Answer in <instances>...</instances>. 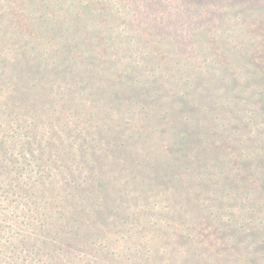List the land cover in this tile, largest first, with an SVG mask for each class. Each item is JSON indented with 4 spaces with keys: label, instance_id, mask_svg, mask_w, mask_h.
Here are the masks:
<instances>
[{
    "label": "rangeland",
    "instance_id": "1",
    "mask_svg": "<svg viewBox=\"0 0 264 264\" xmlns=\"http://www.w3.org/2000/svg\"><path fill=\"white\" fill-rule=\"evenodd\" d=\"M85 1H89L93 7H98L99 9H101L100 7L104 9L107 5L111 6L110 10L106 12L108 13L107 15L101 14L100 16V21L103 23L101 27L95 31L89 28V33L93 39L99 40L101 35H103L102 32L106 34L116 33L114 35H118L117 32H121L125 37H136V34L142 32H146L147 35H153L150 37L151 42H142L143 50L153 52L152 57H155L157 61L154 63H159L164 68L162 75L165 74L166 77L174 80L180 79V89L184 87V92H187V96H184V92L181 90L182 96L185 97L181 100L177 97L178 93L173 89L171 81H168L169 88L166 90V94L162 95L161 99L156 97L153 113L156 109L159 110L155 117L160 121V130L152 131L154 138L151 140L150 148L156 147L158 152L163 153V147L166 148L169 145V139L165 137V134L169 133L170 128L165 127V125L169 126L167 123L171 124V122V128L175 125H180V114L182 112H173L180 100L184 101L190 109L198 101L203 102L209 94L212 95L211 99L221 98L220 101L223 107H214L216 111L209 110L207 112V114H211L212 119L208 127L211 130L217 127L221 133L216 137L212 136V139L208 140V142H204L205 147H203L206 151L209 150L211 153H216L222 157V159H226V162H228L225 164L226 170L221 172L224 174L223 177H226V183H230L232 186L235 185V189H225L229 196H225L222 202H215V195H211V192L207 194L201 184L198 186V194H202L205 199H212V203L209 204L211 205L210 211L214 207L224 211L219 218L210 216L209 210L204 208L198 213L192 212V214H188L186 216L187 221L182 219L171 220L164 228H158L156 224H152V229L149 227L144 230L132 228L131 245L133 248L128 251L130 246H126V250L123 252L120 243L121 237L110 229L109 221L106 220V218L111 216V213L102 208L100 210L102 215L98 216L96 208L99 207L94 204L95 198H102L105 193L108 195V191L110 193L113 192L112 187L118 185L124 178L122 171V175L117 176L115 173H108V168L105 165L97 167L98 181H102L103 186L94 189L89 187L90 191L95 194L91 192L89 194L88 189L85 188L83 197L81 194L83 189L79 187L81 190L77 192L79 196L77 200L75 198L70 200L64 196V205L62 203L58 205V202H56V189L46 191V189H43V185L40 186V183L36 182L40 186L36 190V198L41 196L52 204L49 207L41 206L37 209L34 206L30 205L27 207L17 202H15L17 205H14L11 204V201L5 200V197L11 192V188L8 187L10 184L8 183L13 182V179L0 171V264H264V0H81V3ZM32 2L33 0H0V15L2 14L0 18V36H7L0 37V43H2L0 63L3 64L0 69V79L2 81L7 80L11 86L12 78H14V84H17L20 80L19 77L15 79L16 74H11V70L23 68V64L18 66V58L20 54L24 55L27 49H25L21 33L16 28H11L10 21L13 19L18 23L17 26L20 27L27 25L25 29L28 34L32 35L31 31H34L35 24H38L36 18L39 17V14H35L34 11L29 12V14L24 12V9L32 5ZM127 2L133 6L131 12L115 11L117 7L120 8L126 5ZM113 3H119L120 5ZM128 8L130 7L128 6ZM85 16L87 17L88 15L84 14V20ZM58 19L62 20L63 17H58ZM42 27L45 28V25L40 22L38 28H36L39 37L48 38L53 34L49 30L42 32L40 29ZM56 30L57 27L55 28ZM86 37L88 38L89 36L86 35ZM68 38L69 36L62 38L53 34V42L46 39V42L51 45V47L47 46L46 49L48 52L56 53L53 47L58 46L57 52L68 56V51L64 50L63 46V43L68 45ZM31 42L34 43V40H31ZM128 42L129 39L126 42H122V45L128 44ZM69 45L74 46V42L69 43ZM69 45L68 47H70ZM95 47L105 53L102 50L104 48L102 44L98 46L97 43ZM135 51L139 53V49ZM33 53L39 55L37 51H33ZM157 53L166 54L167 60L165 61V57L164 60H161ZM78 54L79 52L71 48V55L76 63L80 64L81 60H85L88 63L87 59H83V55ZM154 54L155 56H153ZM250 56H256L259 59L257 60L262 65L263 77L260 76L261 80H256V82L249 81L248 85L243 83L247 78L240 72L239 66L243 65L241 62L243 57L246 58L245 60H250ZM36 62H38V59H36ZM148 65L149 67L152 66L151 64ZM246 65L242 67V71L251 75L249 70L245 69ZM40 68L43 69L45 75H49L48 80L46 76L44 77L45 82L54 87L51 88L50 92L48 91L50 90L49 87L41 88L40 97L29 99V102L35 103L40 99L41 102L47 103L48 100L52 99L54 101L57 99L61 103L62 101L59 100L57 91L63 86L69 87L66 89L78 96L80 90L70 88V85L65 86L63 80L57 78L55 73L51 72L53 68H47L43 63ZM198 72L206 76L203 77L202 82H198L194 86L193 75ZM255 72L257 73V71ZM236 76L239 79L235 80ZM113 77L115 78V75L112 76L111 82L114 88L117 89V84L114 83L115 79ZM230 77L236 82L234 88H229L231 85ZM73 81L77 83L80 78L77 77ZM220 81H223V87L214 90V92L211 91L212 88L220 86L218 85ZM121 82L124 83V79ZM124 85H127V83L125 82ZM11 86H5L0 90V118L2 116L7 118L5 113L10 109V112H15L11 115L10 120L17 123L19 120L24 119V115L17 108L13 107V111L11 110L14 103L8 104L7 108L4 107L6 104H3V100ZM225 87L228 91L225 90ZM239 87L246 88L244 91H240ZM104 90L105 99L108 101L112 100V97L108 95V90L106 88ZM232 94L236 96L238 101H247V103L242 105L244 109L243 112L241 111L246 116L243 118L244 121H239L242 116L229 105ZM246 94H249L250 99L246 98ZM14 95L17 96L16 94ZM159 95H161V92H158L156 96ZM76 99L85 101L84 105L92 109L88 110V115L83 116L81 123H78L71 132L67 133L69 142L75 138L73 142L75 150H73L77 155V160H81L79 157L82 152L77 150L82 144L89 147V150L94 149L95 146H97L95 149L99 151H105L108 148L107 139L111 140L113 138L110 132H107V138H92V136L85 134L90 129L89 123H92V127H102L103 121L111 123L112 127L115 126L119 134L124 132L127 137V143L136 149L134 151L135 159L141 160L140 157L147 154L149 148L137 144L133 134H131L132 132L120 123L119 111L117 112L114 109L115 112L113 113L112 110L108 109L105 112L103 111V114H98L97 111L102 110V106L108 108L107 105L101 104L95 97L88 98L84 93H81ZM76 99L72 98L70 102L64 101V103L68 107L69 104L72 105L73 101L76 103ZM260 103L261 106L259 107ZM22 105L24 106L23 110H26L25 113L28 112L29 104ZM205 108L206 105H201L200 112L193 108V111L191 110L187 113L189 117L197 121L201 117L200 113L205 111ZM74 110H77L75 106L69 110L70 114ZM67 113L68 111H64L61 118L67 117ZM90 113L97 114L99 118L95 119L98 120L92 122L89 119ZM54 114L51 109H48L46 113L43 112V109L39 111L30 110L28 117L33 123L37 122L38 125H41L48 120V115L50 120H52ZM18 115L20 116L18 117ZM73 116L76 119L78 117L81 118L78 112ZM249 119H254V122L248 123L245 129L240 128V124H245L246 120L249 121ZM143 121L146 120L145 118L142 119V116L135 117L133 124L137 123L141 127ZM184 122L186 121L184 120ZM236 129L238 131L235 135L234 131ZM92 131L94 130L92 129ZM228 132H233V136H230ZM163 133L164 139L162 138ZM64 137L66 138L65 135ZM233 137L235 139H232ZM21 139L26 144L33 140L28 129L17 127V129L9 130V134L0 129V159L6 157L2 153V150L8 146L6 142L21 141ZM16 145L17 143L14 144V146ZM70 145L72 147V143ZM139 148H142V150L138 151ZM67 149L64 151H67ZM11 150H13L11 151L13 160L16 158L20 162L25 160L30 162L29 160L33 159L31 162L35 164H41L42 153L46 154L45 151L43 152L38 147L33 150L26 148L24 153L17 152L16 149ZM205 155L207 154L203 155L204 161L196 159L197 162L195 163L206 167L217 161V159L212 160L210 158L207 162ZM122 158L120 160L123 163H132L130 160H134L133 158L128 160L125 157ZM252 158L258 159L256 163L252 161ZM57 159L58 164L48 161L46 165L45 172H47L48 168H50L49 173L57 172L52 174L53 178L59 177L60 169H63L59 168L61 162L66 164L71 161L65 160L68 158L63 160L60 156ZM160 159L161 157H157L150 160L158 164ZM221 160H218L220 161L219 163H222ZM81 162L77 163V165L81 164ZM175 165L177 167L176 171H178L179 165ZM20 172L21 175L22 173L27 174L26 171ZM187 173L191 176L195 172ZM26 174L25 176L20 175L21 178L18 180L20 187H13V192L22 195L27 193L24 188L28 189L30 182ZM200 175L203 174L200 172L198 177ZM116 178L117 180L115 181ZM21 181H26L27 183ZM76 182L73 184H77ZM197 182L198 180H196L195 186H197ZM172 186L173 184H170V187ZM130 192L135 194L133 188L130 189ZM230 197L237 198L238 201L231 202L229 201ZM11 198L17 201L18 196H11ZM18 201L20 200L18 199ZM60 208L65 214L71 211L72 214L67 215V223L71 227H78L77 223H75V218L78 220L86 219L90 221L91 227L94 228L98 225L97 233L93 230L90 231L93 232V237H91L89 232H83L78 241L72 238H62L58 241L53 239ZM130 209L142 214L143 211L149 212L150 205L147 204L142 207L137 205L130 207ZM244 210H249L252 213ZM95 215L98 216V221L94 220ZM154 218L151 217L152 220ZM24 224L26 226H23ZM42 224H45L46 228L49 227L50 232L45 231L40 226ZM190 225L193 231L190 230ZM105 227L106 231H104ZM229 228L240 233L239 236H244L243 240L235 242L236 238L231 235ZM154 234H156V238L153 239ZM24 235L28 236L29 239H25ZM87 236L90 237L91 243L83 239V237ZM99 237L101 239H98ZM106 244L108 246V255L104 254L103 256L102 253ZM125 245L126 242H124ZM201 249L203 250L200 251ZM35 250L36 252H34ZM147 250L152 251L148 256H146ZM112 251H116L117 254ZM25 253L30 254L28 258ZM59 253H63L66 259H62V256L54 257ZM199 253L201 254L200 258L197 257Z\"/></svg>",
    "mask_w": 264,
    "mask_h": 264
},
{
    "label": "trees",
    "instance_id": "2",
    "mask_svg": "<svg viewBox=\"0 0 264 264\" xmlns=\"http://www.w3.org/2000/svg\"><path fill=\"white\" fill-rule=\"evenodd\" d=\"M128 6L131 9L128 8ZM110 7L111 6L107 5L106 8L103 9V7H100L101 9H99L98 7H93L89 1L81 3V0H33L32 5H29L24 9V12H26L25 14H29V12L33 11L35 14H39V17L36 18L38 24L36 23L34 26L35 30L31 31L32 35L27 33L25 29L27 25H22V27H20L17 26L18 23L13 19L10 21L11 28H16L19 33H21L27 51L24 55L20 54L18 58V66L23 64V68L11 70V74H16L15 79L17 77L20 78L18 83L14 84V78H12L11 86L7 80L2 81L0 79V90L5 86H11V89L9 88L8 94L3 100V104H6L4 107L7 108L8 104L14 103L11 110L13 111V107L17 108L20 113L24 115V119L21 121L19 120L17 123L10 120L11 115L15 112H10L9 109L7 113H5L7 118L3 116L0 118V129L6 134H9V130L17 129V127L28 129L33 140L28 142V145L24 140L22 141V139L21 141L6 142L8 146L2 150V153L5 154L6 157L0 159V171L7 176H11L10 178L13 179V182L8 183L11 185L8 186L11 188V192L8 193L5 200L8 202L11 201V204L14 205H17L15 202L19 204L22 203L27 207L31 205L34 206L35 209L41 206L49 207L52 205L50 201L41 197L40 194V197L36 198V190H38L37 188L41 185H43V189H46V191L56 189V202H58V205L60 203L64 205L65 202L63 201V198L65 199V197H68L70 200L73 198L77 200V197H79L77 192L81 189H83L81 193L83 197L85 194V188L88 189V193L90 194L91 191L89 187L94 189L103 186V182L100 180L98 181V174L96 173L97 167L105 165L108 168V173H115L117 176L122 175L123 172L124 178L118 185L112 187L113 192L110 193L108 191V195L105 193L104 197L95 198L94 204L96 207H99L96 208L98 216L102 215L100 214L102 208L111 213V216L106 218V220L109 221L108 225L110 229L114 230L115 234L121 237V239L119 238L121 240V250L125 252L126 246H130L128 251H131L133 248L131 245V239L133 236L132 228L144 230L146 227H149L152 229V224H156L158 228H164V226H166L171 220L182 219L187 221L186 216L188 214H192V212L198 213L204 208L209 210L210 216L219 218L224 211L222 209H217L216 207L212 208L210 211L211 205L209 204L212 203V199H205L202 194H198V186L202 184V187L207 191V194L211 192V195H215V202H222L225 196H229V193L226 192L225 189L231 188L234 190L235 185L232 186L230 183H226V177H223L224 174L221 172L226 170L225 164L228 163L226 162V159H222V157L216 153H211L209 150L206 151L204 148V142H208V140L212 139V136L216 137L221 133L217 127H215L214 130H211L210 127H208L209 122H211L212 119L211 114H207L209 110L216 111L214 110V107H223L222 102L220 101L221 98L216 97L215 99H211L212 95L209 94L203 102L198 101L189 109L185 102L181 101L185 98L181 93L182 91L184 92L185 89L183 86V89H180V79L174 80L173 78L166 77L165 74L162 75L164 68H162L159 63H154L157 61L155 57H152L153 52L151 53L143 50L141 45L142 42H151L150 37L153 35H147L146 32H142L136 34V37L127 36V38L121 34V32H117L118 35H114L116 33L106 34L105 32H102L104 36L101 35L99 40L93 39L89 33V28L94 31L98 30L103 24L100 21L101 14H104V16L107 15L108 13L106 12L110 10ZM120 8L117 7L115 11L123 10L125 12H131L133 10V6L129 5L128 2ZM84 14L88 15L87 17L85 16V20L83 19ZM58 17H63V19L59 20ZM40 22L45 25V28H40L42 32L44 30H49L53 32L54 35L62 38L69 36L67 40L68 45L69 43L74 42V46H69L72 49H75L76 52H79L78 55H83V59H87L88 63L85 60H81L80 64L76 63L71 55V48L64 43V50L68 51V56L57 52L58 46L53 47L56 53L48 52L46 47H51V45L46 42V39L52 41L53 34L48 38L39 37L36 28H38ZM56 27L57 30L55 31ZM86 35L89 37L87 38ZM4 36L7 37L6 35L0 37L3 38ZM128 39V44L122 45V42H126ZM31 40H34V43H32ZM97 43L98 46L101 44L104 46L102 50H104L105 53L99 51L95 47V44ZM1 45L2 43H0V50ZM136 49H139V53L135 51ZM33 51H37L39 55H35ZM157 55L161 60H164V57L165 61L167 60L166 54L161 55L160 53H157ZM153 56H155V54ZM243 58L241 59L243 65L239 66L240 72L245 78H247L243 83L249 85V81L256 82V80H261L260 76L263 77V68L258 61L259 59L256 56H250V60H245L246 58ZM36 59H38V62L35 63ZM42 63L47 68H53L54 71L51 70V72H54L57 78L62 79L65 86L70 85V88L80 90L78 96H80L81 93H84L88 98L95 97V99H98L101 104L107 105L108 108L102 106V110L97 111L98 114H103V111L105 112V110L108 109L112 110L113 113L115 112L114 109H116L117 112L119 111L120 123L132 132L131 134H133L137 144L149 148L147 154L141 156V160L135 159L134 151H136V149L127 143V137L124 132H121L122 135L119 134L115 126L112 127L111 123L103 121L104 124H102V127H92V123H89L90 129H88L85 134L92 136V138H107V132H110L113 135V138L111 140L107 139V144L109 145L108 148H106L105 151H99L95 149L97 148V146H95L94 149L89 150V147L82 144V146L80 145L78 147L79 150H77L78 152H82V155L79 157L81 160H77V155L73 147L75 138L69 142V136L67 133L71 132L78 123H81L83 116L88 115V110L90 111L92 109L91 107L84 105L85 101H79L81 98L76 99L78 96L72 94L71 91L66 89L69 87L64 86V88H59L57 91V96H59V100L62 101L61 103H59L57 99L54 101L52 99L50 101L48 100L49 102L47 101V103L41 102L40 99L35 103L29 102V99L40 97L41 88L49 87L50 90L48 91L50 92L51 88L54 87L45 82L44 77L46 76L48 80L49 75H45L43 69L40 68ZM148 64H151L153 67H149ZM2 65L3 64L0 63V69ZM244 65H246L245 69L249 70L251 75H249V73L245 74L242 71ZM254 69H256L255 71H257V73L253 71ZM201 72L194 73V86L198 82H202L204 79L203 77L206 76ZM113 75H115V78H113L115 79L114 83L117 84V89L114 88V85L111 82ZM77 77L80 78V81L74 83L73 80ZM122 79H124V83L121 82ZM237 79H239L238 76H236L235 80ZM229 80L231 81L229 88H234L236 82H234L231 77ZM168 81H171L173 89L178 93L177 97L181 99L173 112H182L183 115L180 114V125H175L173 128L170 126L172 125V122L171 124L167 123L169 126L165 125V127L170 128L169 133L165 134V137L169 139V145H167L166 148L163 147L164 151L163 153H160L156 147L150 148L151 140L154 138L152 131L160 130V121L155 117V114L159 110L156 109L154 113L153 110L155 108L154 103L156 102V97L161 99L162 95L166 94V90L169 88ZM125 82L127 85H124ZM222 82L223 81H220L218 83L220 86L212 88L211 91L214 92V90L222 88ZM55 83H57V81H55ZM243 83L241 82V84ZM104 88L108 90V95L112 97V100L108 101L105 99ZM245 88L246 87H239V90L244 91ZM225 90L228 91L226 87ZM158 92H161V95L156 96ZM183 95L187 96V92L185 91ZM72 98H75L77 102L75 103V101H73V106L69 104L67 107L64 101L70 102ZM246 98L250 99L249 94H246ZM244 103H247V101H238L236 96L232 94L229 105L242 116L239 121H244L243 118L246 117L245 114L241 113L244 109L242 106ZM22 104H29L28 112L25 113L26 110H23L24 106ZM223 104L225 103L223 102ZM201 105H206V108L205 111L200 113V119H197L196 121V119L189 117L187 112L191 111L193 108L200 112ZM74 106L77 110L71 111L72 114H70L69 110ZM260 106L261 103L259 107ZM41 109H43L44 113H46L48 109H51L55 114L52 120H50V116L48 115V120H46L45 123L38 125L37 122L33 123L28 116L30 110L39 111ZM64 111H68L69 114L67 113V117L61 118ZM76 112L81 115V118L78 117L76 119L73 116ZM19 116L20 115H18V117ZM139 116H142V119L145 118L146 120L141 123V127H139L137 123L133 124L135 117ZM95 118H99V116L90 113L89 119L92 122L98 120ZM184 120L187 123L184 122ZM246 122L245 124H240V128L245 129L248 123L254 122V119H249V121L246 120ZM92 129L97 132L92 131ZM237 131L238 129L234 131L235 135L237 134ZM232 133L228 132L230 136H233ZM64 135L66 136L67 141ZM3 136H5V134H3ZM162 138L164 139V133L162 134ZM232 139H235V137ZM202 141L203 143H201ZM16 143L17 145L14 146ZM71 143L72 147H70ZM36 147L46 153H42L41 164L31 162L33 159L29 160L30 162H28V160L20 162V160H16V158L13 160L11 153L13 150L11 149H16L17 152L24 153L26 148L33 150ZM65 149H67V151H64ZM141 150L142 148L138 149V151ZM83 152H85V154H83ZM202 154H207L205 155L207 162L210 158L212 160L217 159V161L206 167L195 163L197 162L196 159L201 161L205 160ZM58 156L63 158V160L68 158L65 160L71 161L66 164L61 162L59 168L63 169H60L58 178H53L54 176L52 174H56L57 172L54 171L53 173H49L50 168L45 172L47 168L46 165L48 164V161L58 164ZM122 157H125L127 160L131 158L134 160H130L132 163H123V161L120 160L123 159ZM157 157H161L158 164L153 163L150 160ZM218 160H221L222 163H219L220 161ZM257 160L258 159L252 158V161H255V163ZM79 162H81V164L77 165ZM175 164L179 165L178 171H176L177 167ZM216 168H220L221 170H217ZM20 171L27 172V174H25L30 182V187L28 189L24 188L27 193L23 195L13 192L12 190L13 187L15 188L16 186H19L18 180L21 176H25L23 173L21 175ZM34 171H36V173H34ZM191 171L195 173L189 176L187 172L191 173ZM200 172L203 175L198 177ZM195 179L198 180L197 186H195ZM116 180L117 178L115 181ZM21 182L27 183L26 181ZM36 182H39L40 186ZM75 182L77 184H73ZM170 184H173V186L170 187ZM79 187H81V189H79ZM131 188L134 189L135 194L130 192ZM91 193L95 194L93 192ZM15 195L18 196L17 201L16 199L11 198V196L13 197ZM18 199L20 201H18ZM229 201L236 202L238 199L230 197ZM147 204L150 205L149 212L143 211L142 214H139L136 210L130 209L132 206L139 205L142 207ZM87 211L89 212L88 209ZM246 212L252 213L249 210ZM69 214H72L71 211L68 214H65L62 208H60V214L57 218L58 223L55 228L56 231H54L53 234V239L58 241L62 238H72L78 241V238H81V233L83 232H89L91 237H93V232L90 231L93 230L97 233L98 225L93 228L91 227L90 221L86 219L78 220L75 218V223H77L78 227H71L67 223V215ZM98 216L95 215V221H98ZM151 217H155L154 220H152ZM100 221L104 223L102 219H100ZM23 226L26 225L24 224ZM40 226L43 227L45 231L50 232L49 227L46 228L45 224ZM190 230L193 231L191 225ZM229 230H231V228H229ZM104 231H106V227ZM239 234L240 233L231 230V235L236 238L234 240L235 242L243 240L242 238H244V236H239ZM24 238L27 240L29 239V237L25 235ZM89 238V236L85 238L83 237L85 241L91 243V239ZM154 238H156V234L153 235V239ZM98 239L101 238L99 237ZM124 242H126L125 246ZM202 250L203 249L200 251ZM34 252H36V250ZM112 252L117 254L116 251ZM151 252V250H147L146 256ZM104 254L108 255L107 244L102 255L104 256ZM26 255L28 258L30 254L27 253ZM60 256H62V259H66L63 253L56 254L54 257L56 258ZM197 257L200 258L201 254L199 253Z\"/></svg>",
    "mask_w": 264,
    "mask_h": 264
}]
</instances>
